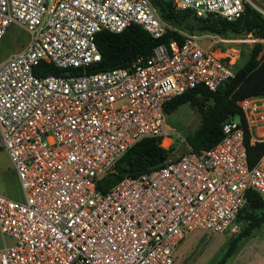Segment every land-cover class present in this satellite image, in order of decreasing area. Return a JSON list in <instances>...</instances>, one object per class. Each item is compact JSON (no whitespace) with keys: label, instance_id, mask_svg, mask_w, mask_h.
<instances>
[{"label":"built area","instance_id":"built-area-1","mask_svg":"<svg viewBox=\"0 0 264 264\" xmlns=\"http://www.w3.org/2000/svg\"><path fill=\"white\" fill-rule=\"evenodd\" d=\"M172 2L197 16L236 19L246 3L264 15L252 0ZM12 24L30 39L0 62V147L22 193H0V264H175L194 231L239 233L248 193L264 199V153L250 165L246 148V140L264 143V94L239 100L242 114L222 124L210 148L186 144L176 159L100 188L140 140L171 145L168 101L235 76L239 51L230 39L178 29L151 0H0V39ZM132 25L182 40L161 41L128 67L87 72L101 58L96 34ZM247 37L264 60V37ZM48 66L59 72L46 74Z\"/></svg>","mask_w":264,"mask_h":264},{"label":"trees","instance_id":"trees-1","mask_svg":"<svg viewBox=\"0 0 264 264\" xmlns=\"http://www.w3.org/2000/svg\"><path fill=\"white\" fill-rule=\"evenodd\" d=\"M151 2L163 19L187 32L213 33L222 36L251 33L255 37H264V15L249 3L245 4L244 12L240 17L228 20L212 13L197 16L193 9L176 8L172 0H151ZM171 38L182 40L172 31H168L162 39H154L139 25L129 26L120 32L103 30L95 36L101 58L87 66V72L128 67L137 58L150 56L157 43L166 42ZM259 51L260 45L254 44L246 61L242 65H236L235 76L218 86L215 91L200 85L167 102L164 107L165 114L172 113L184 103L199 111L200 125L185 138L186 144L192 150L208 149L221 139L222 124L242 114L238 106L239 100L250 95L264 94V60L259 56ZM71 71L72 74L81 73V69H71ZM58 72L52 66L46 69V74ZM246 148L250 165H253L264 153V143L249 144L246 140ZM174 150V146L171 145L168 148L162 147L155 138L140 140L103 177L100 188L106 190L124 177L137 176L161 166ZM263 205L264 199L258 193L255 191L248 193L247 203L237 215V222H242L240 231L230 241L225 255L218 264H224L238 243L264 222V213L257 212Z\"/></svg>","mask_w":264,"mask_h":264},{"label":"rangeland","instance_id":"rangeland-1","mask_svg":"<svg viewBox=\"0 0 264 264\" xmlns=\"http://www.w3.org/2000/svg\"><path fill=\"white\" fill-rule=\"evenodd\" d=\"M252 2L264 12V0H252ZM226 37L231 40L227 46L237 48L239 51L237 64L242 65L255 43L249 41L247 34H229ZM29 39L30 34L24 26L12 24L5 36L0 39V62L22 50ZM224 47L223 44L215 46L218 49H224ZM164 119L170 132L171 146H174L175 150L181 143H186V136L193 133L200 125L199 111L188 103L180 105L172 113L164 114ZM11 168L12 164L7 152L0 147V193L21 199L22 193L17 179L12 176ZM257 212L258 214L264 213V205ZM239 223L241 226L242 222ZM235 236H224L201 230L194 231L177 248L175 264H218ZM257 256H264V222L238 243L224 264H246V257L256 259Z\"/></svg>","mask_w":264,"mask_h":264},{"label":"water","instance_id":"water-1","mask_svg":"<svg viewBox=\"0 0 264 264\" xmlns=\"http://www.w3.org/2000/svg\"><path fill=\"white\" fill-rule=\"evenodd\" d=\"M64 73L69 74V70H66ZM187 149V145L186 143H181L179 145V147L168 157V161L169 160H174L176 159L178 156H180L183 152H185Z\"/></svg>","mask_w":264,"mask_h":264},{"label":"crops","instance_id":"crops-1","mask_svg":"<svg viewBox=\"0 0 264 264\" xmlns=\"http://www.w3.org/2000/svg\"><path fill=\"white\" fill-rule=\"evenodd\" d=\"M11 171H12V176H14L15 179H17L13 167L11 168ZM17 182H18V180H17ZM177 248H176V250H177ZM246 259H247V261L245 262L246 264H264V256H257L256 259L255 258L252 259L251 257H248V258L246 257Z\"/></svg>","mask_w":264,"mask_h":264}]
</instances>
